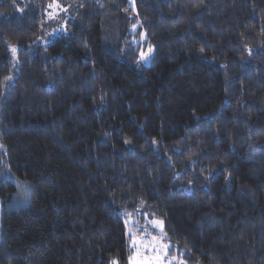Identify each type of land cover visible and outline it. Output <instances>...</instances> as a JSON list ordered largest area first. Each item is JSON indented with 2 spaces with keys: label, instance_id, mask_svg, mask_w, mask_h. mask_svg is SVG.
Returning a JSON list of instances; mask_svg holds the SVG:
<instances>
[{
  "label": "trees",
  "instance_id": "1",
  "mask_svg": "<svg viewBox=\"0 0 264 264\" xmlns=\"http://www.w3.org/2000/svg\"><path fill=\"white\" fill-rule=\"evenodd\" d=\"M133 1L0 0V264H264V0Z\"/></svg>",
  "mask_w": 264,
  "mask_h": 264
},
{
  "label": "rangeland",
  "instance_id": "2",
  "mask_svg": "<svg viewBox=\"0 0 264 264\" xmlns=\"http://www.w3.org/2000/svg\"><path fill=\"white\" fill-rule=\"evenodd\" d=\"M81 0H53L51 7H49L48 10V18L49 21L46 25V30L45 32V37L44 39L41 41L43 44H46L48 42L51 41V39L54 36H58V35H66L69 32V28H68V23L73 19V17L75 16L77 10H78V2ZM132 7H134V1L133 0H126ZM149 49H151V52L149 53ZM142 53H146L148 54V58L147 60H143L144 63H148L149 59L152 56L153 53V48H147V49H142ZM7 177L10 178L13 182H15L18 185V191L15 197H17V199H19L21 201V205H24L26 201H24L26 199L25 196L23 195H19V193L21 192V187L20 184H26L25 181L23 180H19L18 178L7 174ZM19 182V183H18ZM15 197L13 198V201H15ZM12 207L15 205H11ZM144 208H142V213L145 215L146 221L143 223L142 228L140 232H136V230H132L131 233H135L136 235H134V240L132 242V244L135 242L137 247H140V241L144 238H152V237H156L159 238L161 240H163L164 242H169V237L165 232L164 229V224H163V234L161 233V230L159 227L155 226L152 221L155 220H160L157 218H154L153 216L150 215V213H148V211H146L145 206H143ZM1 211H2V200L0 199V239H1ZM130 221H132V219H130ZM133 222L130 223V225H132ZM138 228V226L136 227ZM134 254L136 253V249H134ZM145 255H153L152 252H147L145 253ZM171 257H166L165 259H170ZM173 264H175V262H173Z\"/></svg>",
  "mask_w": 264,
  "mask_h": 264
},
{
  "label": "snow or ice",
  "instance_id": "3",
  "mask_svg": "<svg viewBox=\"0 0 264 264\" xmlns=\"http://www.w3.org/2000/svg\"><path fill=\"white\" fill-rule=\"evenodd\" d=\"M51 7V5H50ZM12 51L15 52L16 49L13 47ZM151 49H149V53ZM148 54L141 53V59L147 60ZM7 79H11L8 77ZM19 183V182H18ZM21 192L19 195H23L27 197L28 195V185L27 184H20ZM152 223L159 227L161 233L163 234V221L162 220H155ZM132 247L136 249V253L133 256L128 258L129 264H186L185 261L180 259L177 256H172L170 259H165L168 257V250L172 247L170 242H164L163 240L152 237L150 239L144 238L140 241V247H137L136 243L134 242ZM152 252L153 255H145L147 252ZM110 264H119V260L113 258L110 261Z\"/></svg>",
  "mask_w": 264,
  "mask_h": 264
}]
</instances>
